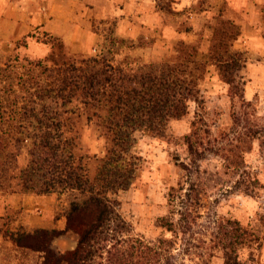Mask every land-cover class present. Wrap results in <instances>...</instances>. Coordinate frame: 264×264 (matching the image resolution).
<instances>
[{
	"label": "rangeland",
	"instance_id": "rangeland-1",
	"mask_svg": "<svg viewBox=\"0 0 264 264\" xmlns=\"http://www.w3.org/2000/svg\"><path fill=\"white\" fill-rule=\"evenodd\" d=\"M70 1L76 13L71 18L83 32L73 40L81 42L87 37L84 43H67L42 23L36 24L17 39H0V65L15 53L31 58L56 54L57 43L68 55L95 57L130 72L145 63L172 59L177 55V43L195 45L197 59L207 61L216 22L228 19L238 24L240 33L233 44L244 52L245 64L237 76L243 82V99L250 105L232 96L214 65L208 63L199 83L200 102L189 101L187 113L170 119L161 135L135 133L132 151L140 157L136 177L127 189L112 192L111 196L118 201L117 210L131 226V232L155 241L171 237V232L161 226V218L170 209V187L179 181L184 186L192 183L200 195V216L192 228L194 246L181 253V241L177 239L173 244L181 261L223 264L222 251L211 239L215 223L229 219L238 221L254 237L237 249L242 264H264V0H68L69 4ZM28 3L32 0H0V7L15 9L21 15ZM31 10L44 16L47 12L42 4ZM24 18L17 19L22 23ZM252 110L258 133L239 139L236 133L242 129L234 128V113L248 114ZM196 114L209 128L198 136L206 152L199 165L186 174L178 160L188 161L183 137ZM66 128L74 142V156L92 177L105 153L103 135L83 112L72 114ZM82 198L79 191L0 190V264H42V251L19 246L13 238L21 231L58 229L51 228L52 220L62 224L63 230L50 241L55 251L54 264H67L64 258L75 247L78 234L66 227V214L70 202Z\"/></svg>",
	"mask_w": 264,
	"mask_h": 264
},
{
	"label": "trees",
	"instance_id": "trees-1",
	"mask_svg": "<svg viewBox=\"0 0 264 264\" xmlns=\"http://www.w3.org/2000/svg\"><path fill=\"white\" fill-rule=\"evenodd\" d=\"M239 33L232 20H218L207 61L197 59L195 45L177 43L172 59L145 63L132 72L95 57L68 55L61 43L56 54L31 58L15 53L0 65V190L83 195L81 201L70 202L66 214V227L78 234L75 247L64 258L67 264H184L173 244L180 240L181 253H186L195 243L191 234L200 216V195L192 183L184 186L179 181L170 187V209L161 226L171 237L155 241L131 232L111 193L127 189L136 177L140 157L132 151L135 133L161 135L170 119L187 113L189 101L200 102L199 83L208 63L231 95L250 105L243 99V82L237 76L245 64L244 52L233 44ZM81 112L105 139V153L92 177L74 156L66 128L70 116ZM234 114V128L242 129L237 138L257 135L254 110ZM208 130L196 114L183 137L188 161L178 160L186 174L204 157L206 147L198 136ZM214 228L211 241L222 251L223 264H242L237 249L254 239L252 233L229 219L217 221ZM62 232L37 228L17 233L13 241L42 251V264H54L50 241Z\"/></svg>",
	"mask_w": 264,
	"mask_h": 264
},
{
	"label": "crops",
	"instance_id": "crops-1",
	"mask_svg": "<svg viewBox=\"0 0 264 264\" xmlns=\"http://www.w3.org/2000/svg\"><path fill=\"white\" fill-rule=\"evenodd\" d=\"M33 4V5H32ZM44 5L47 9L46 15H41L39 11L32 12L31 7ZM76 9V7H75ZM23 14L19 15L15 9L0 7V39H17L33 25L43 24L46 30H52L54 33L61 35L67 43H84L87 37L83 41H74L81 37L83 32L79 27L75 26L74 20L71 16L75 15L74 5L68 0H32V3H28L25 6ZM23 22H19L17 18H22ZM72 29V30H71ZM83 30V29H82ZM84 31V30H83ZM41 198V197H40ZM38 198V200H41ZM49 221V220H48ZM51 228H62V224H55L51 221Z\"/></svg>",
	"mask_w": 264,
	"mask_h": 264
}]
</instances>
